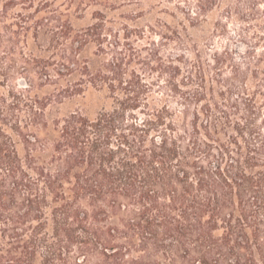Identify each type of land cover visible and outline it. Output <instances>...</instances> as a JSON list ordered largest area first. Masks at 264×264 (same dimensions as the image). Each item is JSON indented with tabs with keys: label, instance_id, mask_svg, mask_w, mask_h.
I'll list each match as a JSON object with an SVG mask.
<instances>
[{
	"label": "trees",
	"instance_id": "1",
	"mask_svg": "<svg viewBox=\"0 0 264 264\" xmlns=\"http://www.w3.org/2000/svg\"><path fill=\"white\" fill-rule=\"evenodd\" d=\"M186 4L0 27V264H264V0Z\"/></svg>",
	"mask_w": 264,
	"mask_h": 264
},
{
	"label": "rangeland",
	"instance_id": "2",
	"mask_svg": "<svg viewBox=\"0 0 264 264\" xmlns=\"http://www.w3.org/2000/svg\"><path fill=\"white\" fill-rule=\"evenodd\" d=\"M195 1L196 0H0V21L2 22L0 27L11 26L13 23H20L22 27H25L26 30H29L33 35L35 31L31 30V28L40 26V24L43 25L41 26L43 31L38 33L36 42L32 35H30V45H28V48H25V50L26 53H29L31 49H33L36 55L50 58L51 54L56 51L52 49L54 34H61V38L65 35L67 36V31L72 32L74 30L85 29L94 24L96 22L95 19L101 15L106 16L107 20L117 23L123 15L129 14L132 19H134L129 23L134 27L139 26L140 29L148 25H155L156 23L153 22L155 19L170 25L174 24V20L168 16L169 13H178L177 7L179 5H181V7H187L186 2L194 3ZM61 27H63L62 30H58ZM110 27H113V25H110ZM229 29L230 31L234 30V26L229 24ZM62 31L66 34L64 35L61 33ZM107 33L109 34V32ZM147 35L148 38L152 37L150 34ZM152 39L157 43L160 41V38L157 36L152 37ZM70 43V40L66 41V39L61 38L60 49H62V51L66 50ZM141 44L146 45V41L141 42ZM218 45L216 46L217 48ZM19 49H22V47L20 46ZM173 52L177 54V52ZM95 53L96 46L94 44L88 45L82 52L83 58L89 61L92 66L97 65ZM14 59L15 60L7 61V63L16 65L18 68H20V66H25V60L18 55V52ZM25 78L26 75L15 76L10 86L15 85L16 87H20L25 81ZM7 90L8 89L0 88L1 92ZM89 103L93 106L94 102L91 100Z\"/></svg>",
	"mask_w": 264,
	"mask_h": 264
}]
</instances>
